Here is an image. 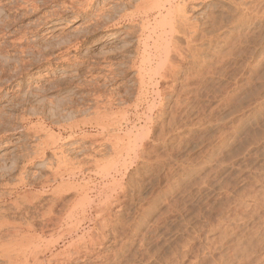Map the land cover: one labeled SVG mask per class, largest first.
Returning a JSON list of instances; mask_svg holds the SVG:
<instances>
[{"label":"rangeland","instance_id":"1","mask_svg":"<svg viewBox=\"0 0 264 264\" xmlns=\"http://www.w3.org/2000/svg\"><path fill=\"white\" fill-rule=\"evenodd\" d=\"M22 1L0 0V245L40 264H264V0L98 20L112 0Z\"/></svg>","mask_w":264,"mask_h":264},{"label":"bare ground","instance_id":"2","mask_svg":"<svg viewBox=\"0 0 264 264\" xmlns=\"http://www.w3.org/2000/svg\"><path fill=\"white\" fill-rule=\"evenodd\" d=\"M22 1V0H21ZM52 1V0H51ZM84 1V0H83ZM89 1V0H88ZM87 1V6L86 5H84V6H82L81 4H78V6L76 5L77 3H75L73 0H72V2H71V5H70V11H78V10H80V11H82V10H84L85 12L87 11V10H89V9H91L92 8V5H91V3H89ZM93 1V0H92ZM133 0H112L111 2H107V4H105L103 7H99V9H96V12H94L95 14V19H97L98 20V18L99 19H102V18H104L105 16H108V14L109 13H114V12H112L113 10H116L117 8H119L120 6L121 7H123V6H125V7H127L131 2H132ZM176 0H144L143 2L145 3V4H142V7H140V8H143L144 9V6H145V8H147V7H150L149 9H151V8H154V9H157L158 8V10H159V13H163V9L164 8H168L169 9V11H170V8H173L172 6L174 5V2H175ZM194 1V0H193ZM198 1V0H197ZM23 3H25L28 7L30 6V8H36L37 9V7H39V5H40V3H42V2H44L43 0H23L22 1ZM46 2V1H45ZM44 2V3H45ZM78 2H80V1H78ZM81 2H82V0H81ZM90 2H91V0H90ZM97 2V1H96ZM142 2V1H141ZM185 2V1H184ZM17 3V2H16ZM21 3V2H20ZM84 3V2H83ZM82 3V4H83ZM104 3V2H103ZM186 3V2H185ZM13 4V3H12ZM64 4V3H63ZM68 4V3H67ZM123 5V6H122ZM144 5V6H143ZM25 6V5H24ZM23 6V7H24ZM27 6H25V7H27ZM67 5H65V7H66ZM95 6V5H94ZM119 6V7H118ZM131 6V5H130ZM86 7V8H85ZM157 7V8H156ZM136 8H138V7H136ZM27 9V8H26ZM63 9H65V8H63ZM68 8H66V10H67ZM93 9V8H92ZM148 9V10H149ZM95 10V9H94ZM125 10V9H124ZM137 10V9H136ZM142 10V9H141ZM181 10L183 11L184 9L181 7ZM51 11V10H50ZM93 11V10H92ZM168 11V12H169ZM52 12H53V10H52ZM83 12V11H82ZM141 12V11H140ZM149 12V11H148ZM167 12V13H168ZM57 13H58V11H57ZM158 13V12H157ZM158 13V14H159ZM185 13V12H184ZM52 14V13H51ZM50 14V15H51ZM55 13L53 12V14L52 15H54ZM93 14V13H92ZM150 14V13H149ZM166 14V13H165ZM49 15V14H48ZM51 15V16H52ZM162 15V14H161ZM164 15V14H163ZM45 16V15H44ZM166 16V15H165ZM180 17H179V19H183L184 18V16L185 15H183V14H181V15H179ZM181 16H182V18H181ZM109 17V16H108ZM127 17H128V15H127ZM129 17H132V16H129ZM164 17V16H163ZM162 19H164V18H161V20ZM171 19V18H170ZM166 20V19H165ZM160 21V19L158 20V22ZM168 21V22H167ZM166 21V23H164L165 21H163V23L164 24H168L170 27H169V32L171 33L172 31H174L175 29H176V27H177V21L176 20H170L169 21V18H168V20ZM186 21V23L185 24H187L188 25V21H187V19H186V17L184 18V21L183 22H185ZM157 22V21H156ZM160 23V22H159ZM193 23V22H192ZM191 23V24H192ZM89 24V23H88ZM162 24V23H161ZM160 24V26H162ZM167 25V26H168ZM165 26V25H164ZM188 27H189V25H188ZM191 27V26H190ZM97 28V27H96ZM193 28V27H192ZM196 28V27H195ZM91 29V28H90ZM190 29V28H189ZM166 30V29H165ZM185 31H187V29L185 30ZM161 32H163V31H161ZM182 32V31H181ZM184 32V31H183ZM196 32V31H195ZM165 33H167L166 31H165ZM187 33V32H186ZM50 34V33H49ZM161 34V33H160ZM175 35V34H174ZM162 36V35H161ZM179 36V35H178ZM178 36H177V38L176 39H178ZM189 36V35H188ZM166 37V36H165ZM165 39V38H164ZM189 39V38H188ZM161 40V39H160ZM192 40H193V38H192ZM180 41V40H179ZM174 43V42H173ZM166 45H167V40H166V43H165ZM169 44V43H168ZM178 44V43H177ZM165 45V46H166ZM168 46V45H167ZM167 46H166V48H165V52L163 53V55L165 54V53H167V54H165L166 55V57L164 56V58H163V60L160 62L162 65L164 64L163 63V61H164V59L165 58H167V56H168V53L170 52V51H168V48H167ZM178 46V45H177ZM175 47V46H174ZM175 48H178V47H175ZM183 48V47H182ZM164 50V49H163ZM176 50V49H175ZM179 50V49H178ZM168 51V52H167ZM45 55V54H44ZM159 55H161V54H159ZM174 55V54H173ZM175 56V55H174ZM160 57V56H159ZM171 57V56H170ZM156 62V61H155ZM165 62V61H164ZM159 63V64H160ZM13 64V63H12ZM29 64H31V63H29ZM159 64H158V66H159ZM170 64V63H169ZM175 64V63H174ZM27 65V64H26ZM156 65V64H155ZM165 65V64H164ZM177 65V64H176ZM168 66V65H167ZM148 69H150V68H148ZM152 69V68H151ZM161 69H162V71H161ZM168 69H169V67H168ZM168 69H166V66H165V68L163 69V66H161V67H159V69L157 70L156 69V67H155V70H157L156 72H158L157 73V75H159L160 74V76L161 75H163V77L164 76H166L167 74H168V72L170 71V69L168 70ZM18 71V70H17ZM152 71V70H151ZM173 72V71H172ZM172 74V73H171ZM169 75H170V73H169ZM162 77V76H161ZM167 78V77H166ZM30 92V91H29ZM97 119V118H96ZM81 122V121H80ZM83 122V121H82ZM84 124V123H83ZM103 125L104 124V122H103V124H102V122L101 121H99V125ZM76 125V124H75ZM78 126V125H77ZM70 127V126H69ZM109 128V127H108ZM148 128V127H147ZM141 137H144V135L143 136H141ZM140 138V137H139ZM134 139V138H133ZM137 141V140H136ZM135 142V141H134ZM136 143V142H135ZM137 144V143H136ZM133 148V147H132ZM133 151V150H132ZM140 151V150H139ZM144 150H142V152H143ZM136 152V151H135ZM142 152L140 153V154H142ZM144 153V152H143ZM136 156V155H135ZM141 156V155H140ZM133 158V157H132ZM130 160V159H129ZM135 160V159H134ZM116 162H117V160H116ZM115 171H117V170H115ZM54 179V178H53ZM56 179V178H55ZM48 183H49V181H48ZM61 183V182H60ZM61 185V184H60ZM62 186V185H61ZM52 189H53V187H52ZM55 190V189H54ZM58 189H56L55 191H57ZM52 191V190H51ZM62 191V190H61ZM57 201V200H56ZM24 202V201H23ZM19 205V204H18ZM107 208V207H106ZM106 210V209H105ZM46 213V212H45ZM44 213V214H45ZM51 214V213H50ZM49 214V215H50ZM99 214V213H98ZM52 215V214H51ZM101 215H103V213L101 214ZM42 216H43V214H42ZM44 217V216H43ZM52 217V216H51ZM98 217V216H97ZM105 218V217H104ZM60 219V218H59ZM75 220V219H74ZM103 220V219H102ZM6 221V220H5ZM46 221V220H45ZM52 221V220H51ZM104 221V220H103ZM47 222V221H46ZM80 222V221H79ZM101 222V221H100ZM105 222V221H104ZM108 222H110V221H108ZM11 223H13V222H11ZM16 223V222H15ZM57 223V222H56ZM17 224V223H16ZM22 225V224H21ZM5 225H1L0 226V229L2 228L3 229V227H4ZM45 226V225H44ZM103 226V225H102ZM31 227V226H30ZM75 227H77V226H75ZM99 227V226H98ZM104 227V226H103ZM32 228V227H31ZM46 228V227H45ZM71 228V227H70ZM101 228V227H100ZM16 229H18V230H20L19 228H16ZM15 230V229H14ZM17 230V234H20V232ZM59 230V229H58ZM57 230V231H58ZM51 231V230H50ZM61 232H63V231H61ZM66 232H68V231H65V232H63V233H66ZM102 232V231H101ZM62 233V234H63ZM14 234H16V233H14ZM29 234V233H28ZM102 234V233H101ZM25 235V234H24ZM32 235V234H31ZM34 235V234H33ZM2 236V235H1ZM12 236V235H11ZM16 236V235H15ZM21 237H22V234L20 235ZM24 238V237H23ZM29 238V237H28ZM32 238V237H31ZM34 238V237H33ZM90 238V237H89ZM103 238V237H102ZM21 240H26L27 241V239H21ZM34 240V239H33ZM98 240V239H97ZM12 241V240H11ZM19 241V240H18ZM17 241V242H18ZM89 241V240H88ZM14 242V241H13ZM30 242H31V240H30ZM99 242V241H98ZM8 244V243H7ZM16 245H17V243H15ZM14 244V245H15ZM22 243H20V244H18L19 246L21 245ZM26 244V243H25ZM70 244V243H69ZM5 245V244H4ZM3 245V246H4ZM10 245V244H9ZM13 245V244H12ZM16 245H15V247H13V246H8V245H5V246H8V247H3L2 245H0L1 246V248H0V255L4 258H8V260H9V264H25V262H23V260H22V262H18L20 259H22V258H24L25 260H27L26 259V257H28L27 255H28V253L29 254H31L32 252V254H33V257H30L31 258V260H32V258H33V260H34V263L33 264H40V263H38V262H40V261H38V258L39 257H37V251H35V249L33 248H31L30 246H27V247H25L26 249H19V248H16ZM46 245V244H45ZM3 247V248H2ZM13 247V248H12ZM18 247V246H17ZM28 247H30V248H28ZM20 248H21V246H20ZM23 248V247H22ZM28 248V249H27ZM46 249V248H45ZM80 251V250H79ZM63 252V251H62ZM67 252V251H66ZM65 252V253H66ZM65 253H64V256L63 257H65ZM73 253V252H72ZM32 254L31 255H29V256H32ZM63 254V253H62ZM67 254V253H66ZM79 255V254H78ZM67 256H69L68 254H67ZM54 257V256H53ZM70 257V256H69ZM68 257V258H69ZM66 258V257H65ZM73 258V257H72ZM52 259V258H51ZM67 259V258H66ZM65 259V260H66ZM69 260V259H68ZM83 260V259H82ZM31 262H33V261H31ZM31 262H28V261H26V264H30ZM59 262H61V261H59ZM56 263V262H55Z\"/></svg>","mask_w":264,"mask_h":264}]
</instances>
